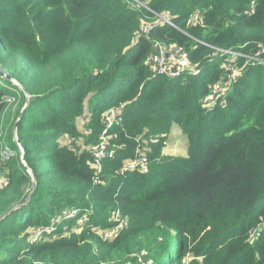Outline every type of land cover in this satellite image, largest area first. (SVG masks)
<instances>
[{"label": "trees", "instance_id": "obj_1", "mask_svg": "<svg viewBox=\"0 0 264 264\" xmlns=\"http://www.w3.org/2000/svg\"><path fill=\"white\" fill-rule=\"evenodd\" d=\"M251 3L0 0V264H140L142 250L144 264H264V65L201 103L223 77L218 51L264 46V0ZM194 14L202 25L187 26ZM159 17L177 29L137 34ZM153 43L183 48L200 74L156 75ZM104 129L114 155L97 169ZM175 129L184 156L164 150ZM116 211L128 225L104 240Z\"/></svg>", "mask_w": 264, "mask_h": 264}, {"label": "built area", "instance_id": "obj_2", "mask_svg": "<svg viewBox=\"0 0 264 264\" xmlns=\"http://www.w3.org/2000/svg\"><path fill=\"white\" fill-rule=\"evenodd\" d=\"M254 0L250 5V9L253 8ZM203 20L200 14H194L190 16L186 22L187 26H200L202 25ZM170 26L177 29L172 21L167 17H159L155 23L151 25L142 24L138 28V35H145L150 29L155 27ZM221 56L227 58L226 62L222 67L223 77L213 83L207 94L202 98L201 103L203 106L211 108L217 102L220 104L223 103L225 96L230 92L231 85L236 77L239 76L241 72L245 70L248 64L250 63H261L264 65V58L261 55L264 53V46L260 45L258 52L253 56H244L240 53L233 52L232 50H220L218 51ZM245 59V62L240 64L239 59ZM146 64L149 69L154 72L156 75H160L166 78H176L180 76H198L201 72L200 67L191 63L188 59L187 52L177 46L173 45H162L160 43H153L150 55L146 58ZM229 79L226 81L225 79ZM119 113L117 107L110 108L105 112V121L104 124L107 128L111 126V123L114 117ZM106 133L107 130L104 129L101 134V140L98 145H96L92 152L95 159V167L99 169L98 163L103 158H112L114 153L111 150H108L106 143ZM134 164L128 166L126 169L133 168ZM138 165L143 171H146V160L141 157L138 161ZM123 172V170H121ZM1 184V183H0ZM81 221V220H80ZM112 221L116 223V226L109 231H97V234L104 240L112 239L122 228L127 227L128 219L122 217L119 211H116L112 215ZM84 221L82 220L79 224V229L83 228ZM259 229H254L250 231L249 239L254 241L257 237Z\"/></svg>", "mask_w": 264, "mask_h": 264}, {"label": "rangeland", "instance_id": "obj_3", "mask_svg": "<svg viewBox=\"0 0 264 264\" xmlns=\"http://www.w3.org/2000/svg\"><path fill=\"white\" fill-rule=\"evenodd\" d=\"M226 81H229V79H225ZM86 123L87 121H85L83 118H79V122H78V126H77V131L80 133V135L86 133V129H85V126H86ZM173 135H170L169 138H168V141H167V144L165 146V152L170 154V155H173V156H176V155H182L184 156L185 155V142L182 138L179 137V132L177 129H175L173 131ZM79 142H81V139L79 140ZM62 217V216H60ZM82 221V220H81ZM79 221L76 225L79 226L80 222ZM75 228V227H74ZM79 228V227H78ZM33 235H37V233H35L34 231L32 232ZM174 235H172L173 237ZM160 241V240H159ZM161 243H163V241H161ZM173 243V242H172ZM171 249L168 248L165 253H164V256H163V261L165 262L166 260V257H167V253L169 252V250ZM171 252V250H170ZM134 257L137 259V262L140 263V264H144L143 261H144V258L147 257V253L142 250L140 252H137L135 253ZM192 259L191 258V255L188 254L184 257L183 261H182V264H192ZM146 264H150V259H148L147 263Z\"/></svg>", "mask_w": 264, "mask_h": 264}, {"label": "water", "instance_id": "obj_4", "mask_svg": "<svg viewBox=\"0 0 264 264\" xmlns=\"http://www.w3.org/2000/svg\"><path fill=\"white\" fill-rule=\"evenodd\" d=\"M0 78L4 79V80H7V81L10 80V77L4 72H0Z\"/></svg>", "mask_w": 264, "mask_h": 264}]
</instances>
